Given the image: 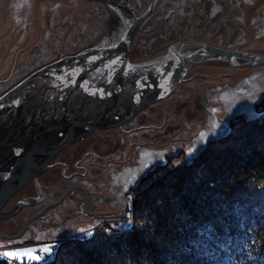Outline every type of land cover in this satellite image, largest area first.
I'll return each instance as SVG.
<instances>
[{
    "label": "water",
    "instance_id": "95a60500",
    "mask_svg": "<svg viewBox=\"0 0 264 264\" xmlns=\"http://www.w3.org/2000/svg\"><path fill=\"white\" fill-rule=\"evenodd\" d=\"M91 1L0 0V245L66 236L96 223H84L81 229L65 234L57 230V235L38 230L41 222L52 225L54 221V230L61 227V219L55 215L60 209L57 204L76 187L84 190L92 211L95 204H90V190L81 182L64 192L62 187L58 194L50 191L51 185L42 183V176L55 171L52 167L58 164L57 156L77 148L88 134L110 128L127 130L137 125L136 121L142 126L137 120L140 113L157 102V108H163L160 118L146 120L143 124L147 127L134 132L154 136L140 138L138 147H130L123 157L115 158L129 159L117 166L120 170L137 166L147 172L161 162L162 152L168 155L184 150L192 154L221 121L252 109L250 102L239 101L228 105L227 115L224 103H220L211 105L208 113L188 118L186 112L194 108L190 100L177 111L171 107L164 112L174 100H187L183 87L191 77L209 83L228 77L226 73L184 75L194 64L225 62L243 68L264 64L263 53L209 43L190 50L178 42L146 59L133 57L130 53L141 17L132 0H96L110 7L106 22L104 10L98 4L93 12ZM218 107L219 112L213 113ZM141 147L151 153L145 164L138 160ZM63 165L66 163L61 162ZM140 173L139 169L132 177L136 179ZM132 180L129 177L125 183L135 185ZM29 183L37 185L41 196L47 194L35 207H24L38 197ZM94 214L114 218L126 211L120 208ZM62 241L9 247L0 252V258L18 264L40 261Z\"/></svg>",
    "mask_w": 264,
    "mask_h": 264
},
{
    "label": "trees",
    "instance_id": "16d2710c",
    "mask_svg": "<svg viewBox=\"0 0 264 264\" xmlns=\"http://www.w3.org/2000/svg\"><path fill=\"white\" fill-rule=\"evenodd\" d=\"M177 158L130 188L133 224L120 235L65 238L24 264H264V98Z\"/></svg>",
    "mask_w": 264,
    "mask_h": 264
},
{
    "label": "flooded vegetation",
    "instance_id": "af4514ba",
    "mask_svg": "<svg viewBox=\"0 0 264 264\" xmlns=\"http://www.w3.org/2000/svg\"><path fill=\"white\" fill-rule=\"evenodd\" d=\"M91 3L90 7L94 8L93 12L96 11L95 8H99L98 4L104 10L102 16L106 22L110 7L96 0ZM132 3L137 16L141 17L134 46L130 53L133 57L148 58L149 55L163 47L178 42L183 45L182 47H189L190 50L202 48L209 43L228 49L238 48L264 54V0H132ZM245 19L246 21L242 22ZM219 65L218 67L227 69V79L223 82H213L215 83L213 84L191 77L183 87V93L187 100L181 98L174 100L175 104H171L167 109L164 107V112L167 113L171 107L177 111V107L192 100L193 113L186 112L188 118L198 113H208L209 110H212L211 105L220 106L218 105L220 103H224L222 109L228 115V105L230 104L248 101L254 107L264 98V64L243 68H233L225 62H220ZM195 67L201 69V65H195L193 69ZM256 80L261 82H256ZM156 104L140 113L137 120H140L142 126H139L136 121L137 125L127 130L110 128L92 132L81 140L77 148H68L57 156L58 164L52 167L55 171L42 176V183L45 181L43 185H51L50 191L58 194L62 187L65 186L64 192L71 185L81 182L90 190V204L93 202L95 205L92 212L89 209L86 193L80 187H76L57 204L60 209L55 215L60 217L61 227L54 230L55 222L52 221L50 226V222L46 220L49 223L41 222L39 224L40 232L54 231V234L50 233L52 235H57V230H62V234L73 232L81 229L84 223H86L85 226H89L97 222L98 219H103L94 213L122 207L123 193L128 191L129 185L125 183L128 178L131 177L133 182H138L154 168L145 172L144 169L137 166L132 169L124 166L120 170L117 166L122 162L126 163V159L128 162L129 159L116 160L115 158L123 157L130 147H138L140 138L149 139L154 136H147L144 131L139 134L134 132L147 127V124H143L146 120L151 122L160 118L163 108L158 109ZM219 110L218 107L215 112H212L216 114ZM133 138L135 140L131 141ZM139 153L141 157L138 160L142 164H145L151 157V153L146 147H141ZM166 154L161 153L162 159L157 165L165 162ZM166 156L169 158V154ZM99 161L103 163L96 164ZM61 162L66 163V166H61ZM139 169L141 173L135 179L132 176H135ZM28 187L32 190L35 189L38 197H36L35 203L25 204L24 207H32L45 199L47 194L41 196L35 183H29ZM62 215L64 216L61 217ZM86 217L91 219L88 220ZM65 226L67 229H63ZM48 257L49 255L46 254L44 257H40V261H44ZM13 262L17 263L16 260ZM28 262L31 263V261Z\"/></svg>",
    "mask_w": 264,
    "mask_h": 264
},
{
    "label": "rangeland",
    "instance_id": "374dc122",
    "mask_svg": "<svg viewBox=\"0 0 264 264\" xmlns=\"http://www.w3.org/2000/svg\"><path fill=\"white\" fill-rule=\"evenodd\" d=\"M195 65H201V69H198L197 67H195L193 69V67ZM220 66L219 64H212V63H204V64H200L199 62L194 64L184 75H193V74H207V75H221V74H225L228 73L226 70V68H222V67H218ZM235 117V116H234ZM233 118V117H232ZM232 118L229 119H225L223 121H221V123L217 126V128L213 131V133L210 135V137L206 140V142L211 139L212 137L216 136V134H220L225 128L228 127V123L229 120H231ZM205 142V143H206ZM204 143V144H205ZM203 144V145H204ZM179 152H185L184 150H180V151H175V152H171L169 153V158H171V160L173 161V163H176L178 160L177 155ZM167 157L166 161L169 159ZM165 161V162H166ZM163 164V163H162ZM159 164V165H162ZM156 166H158L157 164L154 165L152 168H155ZM133 185H131L128 188V191H126L125 193H123V202H124V207H121V209H124L125 211L127 210H132L131 207V199H132V193L130 192V188ZM120 219V217H114V219ZM133 218V217H132ZM112 219V220H111ZM107 221H113V218H103V219H99L93 226H97V225H101L103 224V222H107ZM133 224V223H132ZM88 227L85 229H82L80 231L74 232L72 234L66 235V236H61V237H55V238H48V239H41V240H36L34 238H30V239H25V240H21V241H16V242H11V243H7V244H2L0 245V252H2L4 249L6 250L9 247H18V246H27V245H33V244H43V243H55L61 240H64L65 238H77L76 234L81 233L83 231H87L88 229L92 228ZM29 243H33V244H29ZM57 246V244H54L52 246V249H56L55 247ZM53 254V253H52Z\"/></svg>",
    "mask_w": 264,
    "mask_h": 264
},
{
    "label": "bare ground",
    "instance_id": "6f19581e",
    "mask_svg": "<svg viewBox=\"0 0 264 264\" xmlns=\"http://www.w3.org/2000/svg\"><path fill=\"white\" fill-rule=\"evenodd\" d=\"M200 64H204V63H200ZM212 64H217V63H212ZM229 65L232 66L233 68H238V66H236V65H233V64H229ZM128 211H129L128 223H123L115 231H104V232L107 233V234H109V235H111V236H118L124 230L130 228L132 226V223H133V218H132V210H128ZM93 232L94 231L81 232V233L76 234V237L77 238H80V239H87V238H89L91 236V234ZM29 244H33V243H29Z\"/></svg>",
    "mask_w": 264,
    "mask_h": 264
},
{
    "label": "built area",
    "instance_id": "2783aa9c",
    "mask_svg": "<svg viewBox=\"0 0 264 264\" xmlns=\"http://www.w3.org/2000/svg\"><path fill=\"white\" fill-rule=\"evenodd\" d=\"M128 216H129V211H126V214L120 219H114L113 221H107L103 222L101 225L93 226L92 228L88 229L87 231H95V230H101V231H115L119 226H121L123 223H128ZM112 220V219H111ZM83 231V232H87Z\"/></svg>",
    "mask_w": 264,
    "mask_h": 264
},
{
    "label": "snow or ice",
    "instance_id": "6c2138e0",
    "mask_svg": "<svg viewBox=\"0 0 264 264\" xmlns=\"http://www.w3.org/2000/svg\"><path fill=\"white\" fill-rule=\"evenodd\" d=\"M112 63L115 64L116 61H113ZM8 255H17V254H16V253H9ZM37 258H38V257H37Z\"/></svg>",
    "mask_w": 264,
    "mask_h": 264
}]
</instances>
